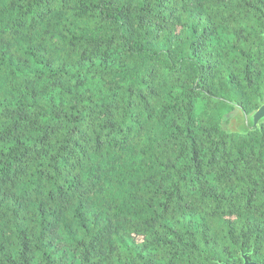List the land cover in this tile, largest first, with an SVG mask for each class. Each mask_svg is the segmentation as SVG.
Returning <instances> with one entry per match:
<instances>
[{
  "label": "trees",
  "instance_id": "1",
  "mask_svg": "<svg viewBox=\"0 0 264 264\" xmlns=\"http://www.w3.org/2000/svg\"><path fill=\"white\" fill-rule=\"evenodd\" d=\"M264 0H0V264H264Z\"/></svg>",
  "mask_w": 264,
  "mask_h": 264
},
{
  "label": "water",
  "instance_id": "2",
  "mask_svg": "<svg viewBox=\"0 0 264 264\" xmlns=\"http://www.w3.org/2000/svg\"><path fill=\"white\" fill-rule=\"evenodd\" d=\"M264 35V34H263ZM234 106L236 110L230 117L226 128L228 131L233 133H245L251 130H255L260 127L261 122H264V95L260 100L259 107L247 113L240 105L236 102H228ZM243 256V262L240 264H262L254 260L248 259V254L245 253Z\"/></svg>",
  "mask_w": 264,
  "mask_h": 264
},
{
  "label": "rangeland",
  "instance_id": "3",
  "mask_svg": "<svg viewBox=\"0 0 264 264\" xmlns=\"http://www.w3.org/2000/svg\"><path fill=\"white\" fill-rule=\"evenodd\" d=\"M235 111H236V110H235ZM235 111H234V112H235Z\"/></svg>",
  "mask_w": 264,
  "mask_h": 264
}]
</instances>
